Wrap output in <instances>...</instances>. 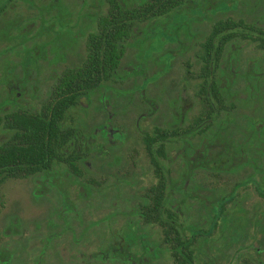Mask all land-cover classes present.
<instances>
[{
	"label": "rangeland",
	"instance_id": "obj_1",
	"mask_svg": "<svg viewBox=\"0 0 264 264\" xmlns=\"http://www.w3.org/2000/svg\"><path fill=\"white\" fill-rule=\"evenodd\" d=\"M136 4L135 0H125L123 7ZM108 6V0H9L0 12V101L8 95L9 85L15 91L16 79L27 76L29 68L27 82L18 89L23 92L21 98L25 106L40 112L62 70L72 69L88 57L87 35L97 29L93 14H105ZM55 14L66 22V27L64 34L53 39L59 24L52 20L54 24L50 25L52 22L48 19L41 23L40 17ZM227 19L253 23L264 29V0H185L183 9H175L171 15L170 12L152 15L135 22L115 78L101 82L92 94L93 107L97 101L100 107L93 110L92 106L78 103L67 111L65 118L68 126L74 125L84 133L105 112L115 111L114 124L125 134V141L114 142L116 163L110 172L119 177L130 176L132 170H141L144 171L141 188L152 182V165L143 148L144 133L153 132L154 125L170 123L174 114L183 116L180 124L186 125L208 107L199 96L202 44L213 25ZM231 30L238 32V29ZM57 42L65 46L61 50L64 58L58 61L54 59L57 51L52 47ZM28 57L36 58V62L31 60L25 65L23 60ZM119 75L124 78H118ZM3 76L14 80L3 82L6 80H2ZM213 77L222 88L223 106L218 108L219 101L213 95L209 97L214 111L219 109L209 129L213 140L211 153L215 154L225 142L232 140L227 144H232L234 153L245 158L237 160L226 175L208 176L229 189L235 181L253 171L251 159L246 158L257 153V142L252 141L261 143L264 139L255 131L257 121L264 122V48L253 38L233 35L222 50ZM145 80L148 82L144 83ZM112 84L113 90L127 92L118 96L116 104L109 101ZM3 113L0 108V119ZM9 133L11 131L0 124V141ZM241 140L242 148L239 146ZM167 147L171 157L180 153L181 143L171 140ZM65 168L63 164L53 170L64 171ZM197 176L203 177L202 174ZM44 181H40L39 175H29L7 177L0 182V264H162L163 257L157 256L160 241L155 225H140L136 217L129 214H116L110 219V227L106 221L94 224L98 216L103 218L113 208L128 213L130 205L138 201L135 196L143 189L131 194V190L122 191L118 196L124 199L117 206H112L113 195H110V202L103 198L101 209L97 210L93 195L85 196L82 192L89 191V184H84L78 195V182L68 179L57 182L59 185L65 183L66 187L72 184L71 196L76 206L84 209H78L82 222L72 210L68 226L60 228L55 208L62 195L52 190L40 194L38 187ZM251 185L237 188V199L228 205L224 220L210 238L199 236L195 244L196 264H264V224L250 227L245 223L247 217H264V197L257 195ZM183 210L184 214L193 211L188 206ZM211 213L196 202L190 222L194 220L195 227L204 228V218ZM231 223L234 230H240L236 240L226 238L231 234L232 230H226ZM257 245L261 247L260 261L251 254ZM163 264H168L166 258Z\"/></svg>",
	"mask_w": 264,
	"mask_h": 264
},
{
	"label": "flooded vegetation",
	"instance_id": "obj_2",
	"mask_svg": "<svg viewBox=\"0 0 264 264\" xmlns=\"http://www.w3.org/2000/svg\"><path fill=\"white\" fill-rule=\"evenodd\" d=\"M8 1L9 0H3L2 3H0V5L4 4L1 11L4 10ZM81 3L83 4L84 1ZM64 12L65 11L61 13L64 14ZM83 15L84 14H82V16ZM155 16H158V14H155ZM40 18L43 19H41V23L42 21L48 19L49 22H52L50 25L54 24L52 20H55V22L59 24L60 28L55 29V37H53V39L57 37L59 38L61 33L64 34L66 22L59 20L57 14L46 18ZM144 18L146 19L147 17ZM93 19H95L97 29L89 32L87 35V50H96L95 44L91 43V40H94V38L99 39V36L96 35L99 33L100 14H93ZM48 27L51 28L50 26ZM135 27L136 25L133 27V29H135ZM262 32H264V29L260 26H256L255 32L253 33V39L257 41L258 44L262 39H264ZM211 33L212 29L205 37V40L211 35ZM220 33H223L222 30ZM194 35L195 34H193L195 40ZM130 37L131 34L124 39V42L126 43V40ZM226 43L227 42L223 44L220 43L219 37L216 39L214 47H222L223 50ZM202 46H204V42ZM52 47H54L57 51L54 59L57 61L60 59L63 60L64 54L61 53V50L65 48L64 44L57 42L54 43ZM35 59L36 58L30 59V57H28L23 60V63L27 65L29 62H31V60L32 62H36ZM86 60L94 63L97 62L95 59H89L88 55V57L83 60L81 64L75 65L74 67L83 65ZM203 63H205L204 60ZM67 69L68 68L66 67L62 70V73L56 80L54 86L51 87L47 95V100L44 102V104H48L49 107L54 104L52 98L54 91L53 89L56 87V84L59 81L64 79L63 75L68 71ZM28 70L29 68H27V76H23L19 80L16 79L17 84L14 86L16 87L15 91L9 85L7 87L8 91H6L8 95L5 96L4 100L0 101V108H2L4 111L3 115L1 116L0 124L2 125V121L6 116L23 112H36L28 106H25L21 98L23 92L18 89L25 82H27L26 79L28 75H30V71ZM116 70L117 69H114L112 74L103 77L101 81L99 80V76L96 75L94 78L96 85L87 91H81L78 93L77 99L73 105L65 110L63 117L59 122L61 130L60 137L62 139L60 140V144L56 149V156L54 159L49 160V163L44 167L43 170L29 174L7 177L18 178L21 176L39 175L40 181L43 182L45 180L44 183L38 187V189H40V194L47 190L57 191L59 194H61L62 197L60 196V204L58 208H55L58 215V220H56L58 222L57 226L60 228L68 226L70 221L68 215L69 211L72 210L75 211V217L82 222V216L80 215L78 209H80V211H83L84 209L83 207L78 208L74 202V198L71 196L72 184L66 187L65 183L59 185L57 182L62 183V181L66 179H68L69 182H78L80 185L77 192L78 195L84 188L83 185L89 184V191L83 190L82 192L85 196L90 194L93 195L94 205L97 207V210L101 209V203H103L105 199L109 200L110 202V195H113L111 199L114 200L112 202V206H117L118 204L122 203L124 199L122 196H118L122 193V191L126 192L131 190L129 191V194H131V192H134V190L139 192L140 189H143L138 196H135L138 201H136L135 204H132V206L130 205L128 213L124 211L122 212V210L116 211L115 208H113L110 212L105 213L103 218L102 216H98L95 219L94 224L99 225L100 223L106 221V225L110 227V219L116 214L125 216H128V214L134 215L136 217V221L141 223L140 225H145L147 227L150 225L156 226L160 241V243L158 242V239L156 241V243H159L157 256H159V258L163 257L162 260L160 259L162 264L165 258L168 264H196V241L201 235L204 236V238H210V236L214 233L221 221L224 220V211L228 209V205L233 201V199H237V188H243L244 185L251 183V188L253 191L257 195L264 197V139H261V143L257 140L252 141L253 143L257 142V153L254 156H248L246 159H251L253 171L250 172L246 177L235 181L231 188L227 189V186L219 185L221 184L219 180L209 179L210 177L208 176L218 177L217 175H226L227 170H229L230 167H232V165L237 162V160H245V158H242V156L234 153L232 144H227V142H232V140L225 142L221 149L215 154L211 153L210 146H212L213 143L211 142L212 134L209 132V129L212 125H214L212 120L213 117L217 116L219 109L217 110L216 108L213 113L211 112L213 105L212 102H210L209 97L213 95L215 99H217L218 93L219 95H222V88L220 87L218 80L214 79L209 70L207 74H200L202 77V82L199 89V96L200 100L202 99L205 101L208 107L200 112L198 117L193 116L191 121H189L186 125H181L180 123L184 120L183 116L180 118L179 115L176 116L174 114L171 117L172 119L170 123L163 126L159 124L154 125L153 132L145 131L142 139L143 148L145 149L148 161L152 165V167L150 166L152 182L148 186L141 188L143 185L141 183V176L144 175V171L141 170H132L130 176L122 175L117 177L114 172L109 171L111 166L116 163L114 142H124L125 134L114 124L113 118L115 111L108 110L105 112L102 117L98 118L99 120L97 123L91 124V127L84 133L80 129H77V127L74 125L68 126L65 119L67 111L78 103L84 106H92L93 110L95 107L99 108L100 106L98 101L97 105L93 107L92 103L94 102V98L92 99V94L95 92V89L98 88L101 82L108 80L111 81V79L115 78ZM118 78L122 79L124 77L119 75ZM4 79L6 80L3 82H10L14 80L4 78L3 76L2 80ZM212 80L216 86L220 87V90H218L217 93H213ZM147 82L148 80H145L144 83ZM111 86V89L113 90L114 84ZM10 92L14 93H12L13 95L9 99ZM65 93L66 92L62 93L61 96ZM121 94H127V92L120 93L119 91L113 90L111 93L112 96H109V101L111 100L114 104H116L117 98ZM153 106L155 107L157 105L154 104ZM257 123V125L255 124L256 135L264 138V122L257 121ZM108 127L110 128L108 129ZM6 129L10 130L11 133H9V136L5 140L0 141V145H4V142L10 138L14 131L11 128ZM171 140L173 142H180L181 148L178 155L170 157L168 155L167 146L168 142ZM242 140L239 141L240 148H242ZM63 164L66 167L64 171L53 170L55 166H63ZM132 164L134 165V163ZM182 164L183 168L180 169ZM88 173L92 174V176H88ZM197 174H202L203 177L198 178ZM57 179H60L61 181H57ZM196 202L201 204L205 211H212L208 217L204 218L206 222V226L204 228L202 226L195 227L194 220L192 223L190 222L193 219L192 215L194 217ZM185 206L190 207L191 211L193 210V214H184L183 209ZM229 220L233 222V218ZM245 220V223L250 227L252 225L262 226L264 224V217L262 218V216L260 218L254 217L253 219L247 217ZM226 225L228 226V224ZM233 227L234 225L231 223L226 228V230L229 229V232L232 230L231 234H227V239L231 238L236 240L240 236V230H234ZM262 233L264 234L263 229ZM254 235L255 232L252 236L254 237ZM124 237L127 236L124 235ZM238 249L240 250L241 248ZM260 250L261 247L257 245L251 253L252 255L255 254L257 260H259ZM168 259H170L171 263L168 261ZM206 264H208V262H206Z\"/></svg>",
	"mask_w": 264,
	"mask_h": 264
},
{
	"label": "trees",
	"instance_id": "obj_3",
	"mask_svg": "<svg viewBox=\"0 0 264 264\" xmlns=\"http://www.w3.org/2000/svg\"><path fill=\"white\" fill-rule=\"evenodd\" d=\"M136 6L123 7L125 0H108L109 6L105 14L100 15L99 39L94 38L96 50L89 51V59L97 62L85 61L83 65L68 69L63 75V80L53 89L52 106L44 104L40 112L19 113L6 116L2 121L4 127L13 129L10 138L0 145V182L7 176H16L43 170L49 160L56 156V149L60 144L59 122L67 108L76 101L78 93L87 91L95 84L94 78L99 80L112 74L117 69L123 55L124 39L131 34L135 21L155 14H164L182 10L185 0H135ZM4 4L0 5V11ZM255 24L241 21L219 20L212 28L211 35L204 41L202 48L201 74H207L210 70L212 76L214 69L218 67L222 47L215 48L216 39L220 37V43L228 42L233 35H242L245 38H253ZM231 29H238L232 32ZM239 29L244 30L239 32ZM222 30L223 33H220ZM231 30V32H224ZM225 34V35H224ZM264 35V32H262ZM264 48V39L260 42ZM65 89V90H64ZM213 93H217L220 87L212 80ZM222 91V90H221ZM66 92L61 96L62 93ZM221 95V94H220ZM218 93L217 105L222 108V95ZM216 110V109H215ZM214 112V108H211ZM1 123V119H0Z\"/></svg>",
	"mask_w": 264,
	"mask_h": 264
}]
</instances>
